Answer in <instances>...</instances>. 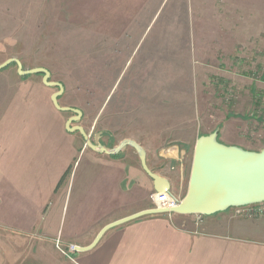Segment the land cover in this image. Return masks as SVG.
I'll return each mask as SVG.
<instances>
[{"label":"rangeland","instance_id":"rangeland-1","mask_svg":"<svg viewBox=\"0 0 264 264\" xmlns=\"http://www.w3.org/2000/svg\"><path fill=\"white\" fill-rule=\"evenodd\" d=\"M10 58L64 85L60 104L83 112L79 125L93 142L133 139L155 170L184 168L183 198L200 136L219 129L220 140L264 147V0H0V64ZM57 91L43 75L20 76L16 64L0 71V177L19 176L22 186L24 167H36L43 183L65 166L46 136L71 134L73 114L51 101ZM18 138L20 155L6 161L2 145ZM85 166L80 159L76 168ZM71 170L62 190L74 182ZM69 249L57 251L62 264ZM51 262L59 261L36 254L25 264Z\"/></svg>","mask_w":264,"mask_h":264},{"label":"crops","instance_id":"crops-1","mask_svg":"<svg viewBox=\"0 0 264 264\" xmlns=\"http://www.w3.org/2000/svg\"><path fill=\"white\" fill-rule=\"evenodd\" d=\"M46 136L56 158L65 163L49 170V181H36V167H24L27 182L22 186L19 176L7 177L3 171L0 177V264H25L28 255L36 254H51L59 261L51 264H62L57 251L65 253L63 247L89 246L108 224L157 209L153 181L134 149L127 148L117 158L100 154V159L72 134ZM22 141L2 145L6 161L9 153L13 160ZM220 141L248 149L238 141ZM151 157L147 151L149 168L170 181L174 196L183 198L184 168L158 171ZM80 159L87 162L82 171L76 168ZM182 159L180 154L173 158L177 164ZM19 170L10 167L11 173ZM70 170L74 182L62 190V179ZM247 211L145 216L111 229L93 250L75 252L71 262L63 264H264V216L251 217Z\"/></svg>","mask_w":264,"mask_h":264},{"label":"water","instance_id":"water-1","mask_svg":"<svg viewBox=\"0 0 264 264\" xmlns=\"http://www.w3.org/2000/svg\"><path fill=\"white\" fill-rule=\"evenodd\" d=\"M12 64L17 65L20 76L43 75V84L58 89L51 96L53 106L60 112L72 113L65 129L68 133H79L91 151L117 156L127 148L138 154L142 169L150 177L157 194H172L170 181L153 172L147 163V151L136 140L124 139L117 146L108 148L91 140L85 128L79 125L83 112L73 107L62 106L60 97L65 87L60 82L51 81V72L43 67L25 70L17 58H10L0 64V71ZM264 203V147L259 151L244 149L237 145H227L220 141L219 129L200 136L196 141L188 190L177 207L168 209H149L105 226L95 240L86 247L74 246L76 253L93 250L103 236L118 226L150 215L175 213L180 215L211 216L230 209L246 208Z\"/></svg>","mask_w":264,"mask_h":264},{"label":"built area","instance_id":"built-area-1","mask_svg":"<svg viewBox=\"0 0 264 264\" xmlns=\"http://www.w3.org/2000/svg\"><path fill=\"white\" fill-rule=\"evenodd\" d=\"M182 198L170 195L168 193L162 194H153V200L157 206V209H168L171 210L178 206L179 201ZM248 209L247 213L251 217H260L264 216V203L258 204L255 206L246 207ZM169 214V213H168ZM59 247V244L57 245Z\"/></svg>","mask_w":264,"mask_h":264},{"label":"trees","instance_id":"trees-1","mask_svg":"<svg viewBox=\"0 0 264 264\" xmlns=\"http://www.w3.org/2000/svg\"><path fill=\"white\" fill-rule=\"evenodd\" d=\"M119 155L115 156V158H117Z\"/></svg>","mask_w":264,"mask_h":264},{"label":"flooded vegetation","instance_id":"flooded-vegetation-1","mask_svg":"<svg viewBox=\"0 0 264 264\" xmlns=\"http://www.w3.org/2000/svg\"><path fill=\"white\" fill-rule=\"evenodd\" d=\"M115 157V156H114Z\"/></svg>","mask_w":264,"mask_h":264}]
</instances>
